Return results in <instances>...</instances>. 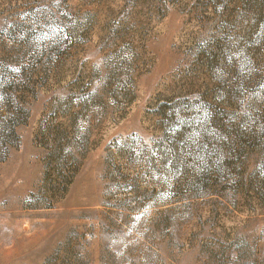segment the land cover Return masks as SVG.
<instances>
[{
  "label": "rangeland",
  "instance_id": "obj_1",
  "mask_svg": "<svg viewBox=\"0 0 264 264\" xmlns=\"http://www.w3.org/2000/svg\"><path fill=\"white\" fill-rule=\"evenodd\" d=\"M0 264H264V0H0Z\"/></svg>",
  "mask_w": 264,
  "mask_h": 264
},
{
  "label": "trees",
  "instance_id": "obj_2",
  "mask_svg": "<svg viewBox=\"0 0 264 264\" xmlns=\"http://www.w3.org/2000/svg\"><path fill=\"white\" fill-rule=\"evenodd\" d=\"M19 118H20L19 116H13V117H11L10 120L7 122L8 123L7 124L8 125L7 127H9V125H10L11 128L14 127V129H15V127H16L15 124L19 120Z\"/></svg>",
  "mask_w": 264,
  "mask_h": 264
}]
</instances>
